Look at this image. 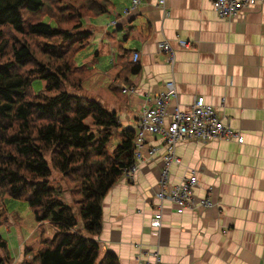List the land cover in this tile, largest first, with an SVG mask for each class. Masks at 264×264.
<instances>
[{"label":"crops","instance_id":"obj_1","mask_svg":"<svg viewBox=\"0 0 264 264\" xmlns=\"http://www.w3.org/2000/svg\"><path fill=\"white\" fill-rule=\"evenodd\" d=\"M129 2L111 0L108 12L87 19L92 41L78 54V64L91 68L84 85L106 94L108 108L118 112L123 126H131L147 98L172 77L178 96L171 108H185L202 95L243 140L188 139L176 146L182 161L170 166V181L179 182L188 166L198 167L196 193L211 186L215 207L178 212L164 200L160 210L148 191L160 174L157 157L108 190L95 238L120 264L153 259L156 251L161 264H264V0L232 20L220 18L211 0H166L168 15L158 0H144L125 15ZM179 37L191 45L181 46ZM162 40L175 49L173 63L157 47ZM121 46L139 52L141 70L128 84L115 78ZM123 86L135 89L124 92ZM157 211L161 226L154 230L150 219Z\"/></svg>","mask_w":264,"mask_h":264},{"label":"trees","instance_id":"obj_2","mask_svg":"<svg viewBox=\"0 0 264 264\" xmlns=\"http://www.w3.org/2000/svg\"><path fill=\"white\" fill-rule=\"evenodd\" d=\"M110 6L111 0H0V194L26 202L40 230L38 245L23 247L21 264H120L95 235L103 197L132 163L135 128L83 93L91 68L77 60L93 37L87 19ZM130 55L121 46L115 75L127 84L141 70ZM36 78L44 81L40 89ZM13 260L0 233V264Z\"/></svg>","mask_w":264,"mask_h":264},{"label":"built area","instance_id":"obj_3","mask_svg":"<svg viewBox=\"0 0 264 264\" xmlns=\"http://www.w3.org/2000/svg\"><path fill=\"white\" fill-rule=\"evenodd\" d=\"M144 2V0H130L124 6L123 13L131 14ZM166 0H158L165 15L169 11L165 7ZM217 15L225 20H232L243 9L254 6L258 0H211ZM116 24L117 20L110 21ZM109 23V24H110ZM181 46L191 45L189 40L178 38ZM159 50L168 53V59L174 62L175 49L168 40L158 42ZM139 52L132 51L131 59L138 60ZM124 92H133V86H123ZM178 96L176 81L174 78L164 80L162 88L142 104L141 112L133 126L135 128L134 154L132 163L123 169L122 176L130 177L143 165L151 163L153 159L160 157L161 169L155 185L148 188L150 196L159 200V208H162L164 200L173 202L178 212L189 208L193 211H202L218 205L210 186L203 195L197 194L199 184L198 167L188 166L187 172L179 182L173 183L169 179L170 166L181 164V157L176 152L179 142L188 139L210 140L213 138H237L242 141L240 132L234 130L227 123L217 108L205 101L202 95L196 96L185 108L178 105L171 108L172 99ZM150 226L154 230L161 226V211H157L150 219ZM138 264H161L157 251L153 259H146Z\"/></svg>","mask_w":264,"mask_h":264},{"label":"rangeland","instance_id":"obj_4","mask_svg":"<svg viewBox=\"0 0 264 264\" xmlns=\"http://www.w3.org/2000/svg\"><path fill=\"white\" fill-rule=\"evenodd\" d=\"M80 53V52H79ZM81 55L77 57V60ZM81 59V58H80ZM89 64L86 63V66ZM94 79V78H93ZM84 85L83 93L100 99L107 107L109 106L108 96L104 93L99 95L94 94V89L89 82ZM43 79L36 78L33 81L34 89H40L43 87ZM104 92V91H102ZM118 142V138L114 136L108 143V148L112 149L113 146ZM52 166V165H51ZM53 177L59 179L60 174L54 170L53 166ZM71 194L66 192V199L71 200ZM47 225L45 226V228ZM53 233L49 227L46 232ZM45 232V233H46ZM0 233L5 237L8 242L9 250L14 255V260L10 264H21L23 258V247L25 244H31L32 246L38 245V239L40 237V230L38 228V222L35 220L34 214L27 205L26 202L12 198L5 194H0Z\"/></svg>","mask_w":264,"mask_h":264}]
</instances>
